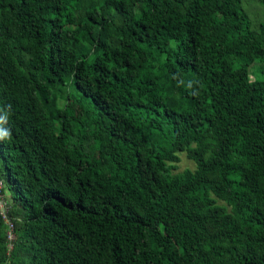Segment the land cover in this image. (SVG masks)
Masks as SVG:
<instances>
[{"label": "trees", "instance_id": "trees-1", "mask_svg": "<svg viewBox=\"0 0 264 264\" xmlns=\"http://www.w3.org/2000/svg\"><path fill=\"white\" fill-rule=\"evenodd\" d=\"M258 1L0 0V264H264Z\"/></svg>", "mask_w": 264, "mask_h": 264}, {"label": "rangeland", "instance_id": "rangeland-1", "mask_svg": "<svg viewBox=\"0 0 264 264\" xmlns=\"http://www.w3.org/2000/svg\"><path fill=\"white\" fill-rule=\"evenodd\" d=\"M245 3L244 5L247 4V6H249V8L251 7L250 12L252 13L251 17L254 18L255 16L259 17V15L261 14L260 10H261V5L259 4L258 0H243ZM259 7V8H258ZM175 172H179L182 171L183 169H193L194 165L191 161L187 160L184 156V154H179V162H177L175 164ZM16 237V235H15ZM6 247L7 248H11L12 246L10 244L6 243Z\"/></svg>", "mask_w": 264, "mask_h": 264}, {"label": "built area", "instance_id": "built-area-1", "mask_svg": "<svg viewBox=\"0 0 264 264\" xmlns=\"http://www.w3.org/2000/svg\"><path fill=\"white\" fill-rule=\"evenodd\" d=\"M0 188H1V183H0ZM6 208H7L6 203H5V201H4L3 197H2V194L0 192V215L5 221H6V217H5ZM8 227L10 228V225H8ZM7 235H8V239L12 238V235H11L10 231L8 232Z\"/></svg>", "mask_w": 264, "mask_h": 264}, {"label": "clouds", "instance_id": "clouds-1", "mask_svg": "<svg viewBox=\"0 0 264 264\" xmlns=\"http://www.w3.org/2000/svg\"><path fill=\"white\" fill-rule=\"evenodd\" d=\"M9 135V133H7V132H3L2 133V136H0V138H2L3 136H8Z\"/></svg>", "mask_w": 264, "mask_h": 264}]
</instances>
